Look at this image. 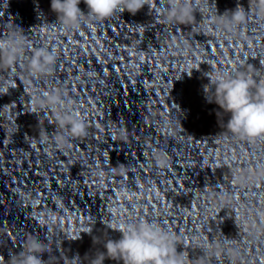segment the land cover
Segmentation results:
<instances>
[{
	"label": "clouds",
	"instance_id": "1",
	"mask_svg": "<svg viewBox=\"0 0 264 264\" xmlns=\"http://www.w3.org/2000/svg\"><path fill=\"white\" fill-rule=\"evenodd\" d=\"M81 2L86 5L87 12L79 7ZM147 3L148 0H51L50 8L56 14L62 30H76L83 24L99 23L117 13L129 12L135 15ZM168 3L170 8L166 9V18L170 21H186L195 10L190 0H168ZM243 18L244 14L240 10H234L229 23L235 26ZM25 47L23 30H14L9 36L0 39V58L12 65L23 56ZM27 60L33 75L45 73L55 63L56 54L55 51L42 47L34 49ZM207 77L209 83L204 86L206 99L229 114L227 129L232 134L249 140L264 138V86L259 88L254 98V81L244 73L233 76L219 71ZM209 85L214 88L215 99H209L207 95ZM8 93V88L0 86V95ZM49 103L55 105L62 101L53 94L49 97ZM57 118L68 126V135L86 133L81 119L61 116L59 113ZM112 230L119 232L120 238L106 240L103 243L104 251L97 252L91 264H105V260H112L117 264H188L183 252L177 251V236L155 219L122 221ZM93 243L97 241L94 239ZM48 250L44 241L38 237H30L22 250L9 258V264H45L44 254Z\"/></svg>",
	"mask_w": 264,
	"mask_h": 264
}]
</instances>
